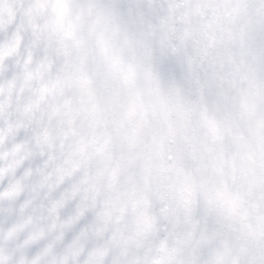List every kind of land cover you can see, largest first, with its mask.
Listing matches in <instances>:
<instances>
[{"label":"clouds","instance_id":"clouds-1","mask_svg":"<svg viewBox=\"0 0 264 264\" xmlns=\"http://www.w3.org/2000/svg\"><path fill=\"white\" fill-rule=\"evenodd\" d=\"M31 3L0 0V264H264V0H101L86 87L37 71Z\"/></svg>","mask_w":264,"mask_h":264},{"label":"snow or ice","instance_id":"snow-or-ice-1","mask_svg":"<svg viewBox=\"0 0 264 264\" xmlns=\"http://www.w3.org/2000/svg\"><path fill=\"white\" fill-rule=\"evenodd\" d=\"M43 7L41 0H32L27 9L30 23L39 15ZM66 11L67 4L61 3L57 10L58 26L51 30L46 25L40 26L31 23L34 37L33 45L45 53L37 71L39 72L41 68L50 71L52 58L63 56L66 58V68H71L74 75L78 73L76 75L77 82L81 87H86L89 84L86 70L89 53L93 50L97 53H103L107 47L108 42L100 29L105 26L109 10L101 3V0H84L80 6L79 14L65 25L63 19ZM93 17L94 19H92ZM3 27L4 24L0 21V29ZM96 59L101 65L106 64L108 60L107 57L99 55ZM65 79H71V77ZM63 83L64 80H57L53 87ZM47 90V85L41 89L42 92Z\"/></svg>","mask_w":264,"mask_h":264}]
</instances>
